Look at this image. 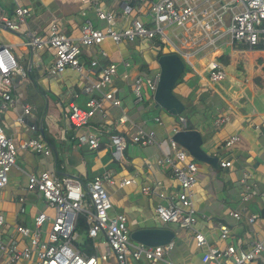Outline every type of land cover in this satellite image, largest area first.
<instances>
[{"label": "crops", "instance_id": "crops-1", "mask_svg": "<svg viewBox=\"0 0 264 264\" xmlns=\"http://www.w3.org/2000/svg\"><path fill=\"white\" fill-rule=\"evenodd\" d=\"M17 1L29 8L31 15L19 33L9 32L0 26V42L10 45L11 52L22 66L27 70L30 67L29 73L34 74L35 81L32 80L31 75L27 76L28 79L26 78L28 84L24 81L18 84V80H22V77L13 78L11 94L15 104L1 115L0 124L2 127L4 124L12 125L11 135L8 136L13 138L16 145L25 139L42 138L51 147L52 152L46 156L30 150L18 149L16 164L9 172L10 178L7 185L10 184L11 187L5 189L6 185L0 190V213L4 217L7 232H12L15 224L31 226L32 218L38 211L45 210L51 213L39 193L26 192L27 173H39L56 168L61 176H77L84 182L104 171H110L115 180L114 184L105 183L113 205L110 213L123 212L128 216L129 234L138 229L164 227L172 230L174 236L170 242L173 243V248L165 253L164 258L175 264H201V256L209 247L225 248L227 245H234L248 249L253 239L264 237V225L262 224L264 198L254 195L252 199L244 203L240 197L245 191V184L241 181L243 178L247 184L256 185V192L264 190L263 49L245 51L246 55L240 58L238 54L242 53L238 52L236 47H227L224 49L223 57L227 70L225 80L218 84H210L201 74L199 66L196 65V68L192 69L196 75L190 77L188 73H184L183 81L173 87V92L183 103L184 110L185 107L188 108V115L194 123V129L202 135V149L208 155L218 158L216 165L213 166L210 163L198 161L189 154V159L197 164L196 185L192 198L197 217L195 231L201 232L206 240L202 247H198L191 229L179 228L174 223L164 224L157 218L156 205L164 204V200L156 194H144L141 191L143 185L156 181L161 184V187L156 190L162 189L166 194H172L178 188L171 170L156 163V160L164 153H170L167 138L171 136L173 127H180L178 115L156 106L153 99L154 94L146 88L144 89V101L138 104L133 102V78L145 73L149 75L159 73L156 61L157 52L153 42L123 40L116 43L106 38L98 45L82 48V61L88 62L94 58L101 65L111 62L117 64V76L113 79L111 87L115 90V95L121 99V104L118 107L106 102L104 104L106 117L102 118L101 115L96 114L89 125L82 126L84 130H79L78 136L103 128L101 145L98 149H91L87 145L78 146V143L73 141L76 135L68 134L69 129L77 128L68 124L67 114L71 104L81 108L86 107L89 95L81 89V84L85 80L70 68L57 76L49 75L46 69L53 62V50L44 48L31 53L22 46V42L28 36L29 30L44 35L51 22H57L61 30L73 38L79 35L85 19H89L95 27H102L100 29H104L106 23L97 18L95 5L85 4L82 0ZM15 6L16 2L10 0V6L0 7V14L11 16ZM96 6L102 10L113 11L116 14L113 27L116 30L121 29L126 20L121 16V0H99ZM96 20L101 25L96 24ZM123 61H128L130 65L125 67ZM96 72L90 75L91 79L96 78ZM125 72L129 73V80L122 77ZM197 84L198 91L190 99L189 95ZM24 90L25 92L31 91L32 96L38 93L40 96H36L38 107L30 106V115L26 116L25 122L19 123L16 118L22 113V105H30L24 101ZM204 92L208 93L202 103L198 100V96ZM51 99H54L55 113H50L48 117L46 113L38 117L42 112L43 103L49 105ZM191 103L197 106L196 109H192ZM205 105H209L210 108H205ZM33 111L37 112L36 115ZM123 111L126 112L127 120L119 122ZM219 116H225L227 120L217 125L215 119ZM37 117L41 120L40 123L36 120ZM32 122L37 125V129H34L38 131L36 136L26 131L27 125ZM138 126L144 130L153 131L157 140L161 142L160 147L157 145L141 146L131 142V137ZM58 131L61 132L60 135ZM46 132L53 134L54 137H47ZM116 132L124 134L128 140V145L119 160L113 157L110 143V135ZM232 134L239 135L240 141L231 147H226L225 139ZM67 139L72 142L66 143ZM40 154L44 157H38ZM223 161H230L231 165L221 167L220 162ZM132 176H136L137 183L125 186L118 184L124 178ZM22 195L26 196L25 213L18 211V197ZM27 206H29L28 213L26 212ZM243 208L257 215L254 224L249 225L244 219L236 220L230 215V210H243ZM222 224L226 225L229 230L225 239L220 237V225ZM89 242V247L92 249L90 254H99L103 251L101 237L96 241L89 239ZM130 242L134 245L141 244L131 238ZM81 243L83 245V239L77 245L82 250ZM83 250L89 253L85 248ZM260 257L252 264H259ZM128 262V264H150L144 258L139 261L129 258ZM18 264L29 263L23 261ZM100 264H115V261L112 257ZM156 264L166 263L158 261Z\"/></svg>", "mask_w": 264, "mask_h": 264}, {"label": "built area", "instance_id": "built-area-1", "mask_svg": "<svg viewBox=\"0 0 264 264\" xmlns=\"http://www.w3.org/2000/svg\"><path fill=\"white\" fill-rule=\"evenodd\" d=\"M14 1L16 6L11 16L0 14V26L9 32L19 33L27 24L31 12L17 0ZM82 1L95 5L97 18L106 23L104 29L93 26L89 19H85L79 35L73 38L66 35L57 22H51L44 35L29 30L22 42V46L31 53L44 48L53 50V62L46 69L49 75L57 76L70 68L85 80L81 89L89 97L85 108L71 104L67 114V122L71 127L89 125L96 114L106 117V102L118 107L121 104V99L111 87L117 76V64L111 62L101 65L94 58L88 62L82 61L83 47L98 45L106 38L116 43L123 40L158 42L163 46L164 53L178 55L192 69L198 65L201 74L210 84H218L227 77L223 61L224 49L227 47H236L242 54L245 51L264 50V0H121V16L126 20L119 30L113 27L116 14L97 8L99 0ZM143 4L144 9L141 8ZM148 15L151 20L146 24L144 17ZM242 54L238 56L241 58L246 55ZM123 64L125 67L130 65L128 61H123ZM95 71L96 78L91 79L90 75ZM15 76L27 78L28 71L13 55L10 45L0 42V117L15 104L11 94ZM122 77L130 79L128 72ZM158 81L159 73L153 74L152 78L135 76L132 80L133 102L138 104L144 101L145 88L154 94ZM30 113V105L23 104L22 113L16 118L17 122H25ZM126 120V112L123 111L119 122ZM178 120L180 127H173L171 136L167 138L170 153H164L156 160L158 165L171 170L178 184L177 190L172 194H166L162 189L156 190L161 187L160 182L156 181L143 185L141 191L144 194H156L165 201L164 204L158 203L155 208L156 216L162 223H174L179 228L191 229L196 246L202 247L206 240L201 232L195 231L197 217L192 199L197 164L189 159L188 151L172 139L174 133L187 129L186 117L178 115ZM226 120L227 117L219 116L215 119V124ZM30 127L37 129L35 122ZM102 129L78 136V146L87 145L91 149H98ZM239 141V135L232 134L225 139L224 145L231 147ZM131 142L141 146L160 147L161 144L153 131L139 126L131 137ZM110 143L113 157L119 160L128 145L126 136L119 132L112 133ZM18 149L46 156L52 152L42 138L25 139L16 145L0 124V190L8 184V175L16 164ZM230 165V161L220 162L221 167ZM27 180L26 192L39 193L51 213L38 211L32 218L31 226L15 224L12 232L5 230V220L0 213V264H18L23 261L29 264H100L112 257L115 264H128L129 258L134 261L144 258L150 264L158 261L175 264L164 258L165 253L173 248L172 242L155 246L134 245L130 242L128 216L123 212L110 213L113 205L105 188V183H115L110 171H104L84 182L77 176H61L54 168L27 173ZM241 181L245 184V191L240 195L242 202L249 201L254 195L264 198V190L256 192L255 184H247L244 178ZM131 183H137L136 176L118 182L120 186ZM25 201V195L18 197L19 213H25ZM230 215L236 220L244 219L249 225L254 224L257 219V215L249 213L247 208L230 210ZM80 216L86 224L87 237L93 241L101 237L103 251L99 254L87 253L76 245L75 241L79 237L77 221ZM220 230L221 239H225L229 234L227 226L220 225ZM261 254H264V237L253 239L248 249L234 245H227L225 248L209 247L201 256V264H252L259 260Z\"/></svg>", "mask_w": 264, "mask_h": 264}, {"label": "water", "instance_id": "water-1", "mask_svg": "<svg viewBox=\"0 0 264 264\" xmlns=\"http://www.w3.org/2000/svg\"><path fill=\"white\" fill-rule=\"evenodd\" d=\"M156 61L159 66V81L153 96L156 106L171 114L180 115L184 111V105L174 94L173 87L184 69V63L178 55L171 53H164ZM27 71L30 76V67ZM172 139L184 147L194 159L216 165L218 158L208 155L202 149L203 138L198 130H179L172 135ZM173 236V231L164 227L138 229L130 234L132 240L147 246L169 243Z\"/></svg>", "mask_w": 264, "mask_h": 264}, {"label": "rangeland", "instance_id": "rangeland-1", "mask_svg": "<svg viewBox=\"0 0 264 264\" xmlns=\"http://www.w3.org/2000/svg\"><path fill=\"white\" fill-rule=\"evenodd\" d=\"M7 7V6H10V0H0V7ZM146 7V6H145ZM141 8L142 9H144V4L141 6ZM135 9L133 10V13H135ZM143 11H145L146 12V10H143ZM144 19H145V22H146V24H148V23H150V20H151V16L150 15H148L146 18L144 17ZM97 22H96V24H98V25H101V24H99V21L98 20H96ZM150 26H153V25H150ZM97 28H102V27H100V26H96ZM153 45H154V47H155V49H159L160 48V44L158 43V42H153ZM227 49V48H226ZM38 52V51H37ZM13 53V52H12ZM14 54V53H13ZM18 60V59H17ZM183 61V63H184V69H183V71H182V73H181V75H183L185 72H186V69H187V67H189L188 66V64L184 61V60H182ZM20 63V62H19ZM46 65H47V63H45ZM146 78H152V75H149V74H147V73H145V74H143ZM28 79V78H27ZM22 81H24L25 83H27V80H26V78H22V80L21 79H19L18 80V84H21V82ZM28 84V83H27ZM35 86V85H34ZM36 87V86H35ZM37 88V87H36ZM37 92V91H36ZM24 94H25V103H29L30 104V106L32 107V106H35L34 108H36V107H38V106H36V96H40L39 95V93H38V95H34V96H32V93H31V91H26L25 92V90H24ZM34 97V98H33ZM49 98H50V95H49ZM48 99V98H47ZM42 101H44V99L42 98ZM53 101H54V99H51L50 100V103H49V105L47 104V103H43V105H42V107H41V113L39 114V116L38 117H41L42 116V114H47V117H48V115L50 114V113H55V108H54V103H53ZM47 104V106H45ZM38 105V104H37ZM35 111H33V113H34ZM36 113L37 112H35V115H36ZM37 117V121H38V123H40L41 122V120L39 119ZM33 123V122H32ZM3 129H4V131H5V133L7 134V135H11V131H12V125H10V124H4L3 125ZM79 130H84V127H81V128H77V129H69V131H68V134H75L76 135V139L75 140H73V141H75V143H78V138H77V136H78V133H79ZM26 131L27 132H29V133H32V135L33 136H36V134H37V132L38 131H35L34 129L32 130L31 129V127H30V125H27V128H26ZM59 132V135L61 134V132L60 131H58ZM46 134H47V137L48 136H52V137H54V135L53 134H50L49 132H46ZM66 143H68V142H72V141H70V139H67L66 141H65ZM56 144L58 145V140L56 141ZM38 157H44L43 155H38ZM9 178H10V174H9ZM10 184L9 185H7L6 187H5V189H10ZM49 209V208H48ZM48 211H50V209L48 210ZM26 212L28 213L29 212V206H27V208H26ZM262 224L264 225V220L262 221ZM47 227V224L45 225V228ZM264 236V235H263ZM82 241V234L79 232V237H78V239L75 241V243H76V245H78V243H80ZM81 248H82V250H83V247L82 246H80ZM261 259H260V263L259 264H264V254H262L261 255V257H260ZM257 262H259V261H257Z\"/></svg>", "mask_w": 264, "mask_h": 264}, {"label": "trees", "instance_id": "trees-1", "mask_svg": "<svg viewBox=\"0 0 264 264\" xmlns=\"http://www.w3.org/2000/svg\"><path fill=\"white\" fill-rule=\"evenodd\" d=\"M153 46H154V45H153ZM154 49H155V47H154ZM155 50H156V52H157V54H156V59H157L159 56H161V55L164 54V52H163V46H162L161 44H160V48H159V49H155ZM185 73H188V74L190 75V77L196 75V74L193 72V70H192L191 67H187ZM30 75H31L32 80L35 81V76H34V74H33V73H30ZM182 81H183V77H182V75H180L179 78H178V80H177V82H176V84L179 83V82H182ZM192 83H193V82H192ZM189 84H191V82H189ZM197 87H199L198 84H197V86L193 87V90H192V92H191L192 94L190 93V95H189V96H190V99H191L192 95L198 91V90H197ZM207 93H208V92L201 93V95L198 96V100H199L200 102L204 103V99H205V97L207 96ZM191 104H192V105H191L192 109H193V110L196 109L197 106H196L195 104H193V103H191ZM205 108L209 109L210 107H209V105H205ZM182 115L185 116L186 119H187V127H186V128L189 129V130L194 129V123L191 121V118H190V116L188 115V108H187V107H185V110L183 111ZM77 229H78V231L82 234L83 245H82V243H81V246H82L83 248H85V250H87L89 253H92V249L89 247V245H90L89 239H90V238L87 237V234H86V233H87V232H86V224H85L84 219H83L82 216H80V217H79V220L77 221Z\"/></svg>", "mask_w": 264, "mask_h": 264}]
</instances>
